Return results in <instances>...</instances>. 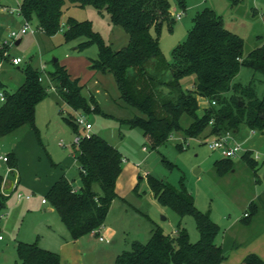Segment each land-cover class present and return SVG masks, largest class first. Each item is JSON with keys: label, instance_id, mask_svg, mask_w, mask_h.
I'll use <instances>...</instances> for the list:
<instances>
[{"label": "rangeland", "instance_id": "1", "mask_svg": "<svg viewBox=\"0 0 264 264\" xmlns=\"http://www.w3.org/2000/svg\"><path fill=\"white\" fill-rule=\"evenodd\" d=\"M170 1L172 14L182 11L183 15L180 20L174 17L173 29L164 23L159 35L167 62L173 61L174 48L187 40L197 13L207 7L223 19L228 29L244 39L246 53L264 41V0H240L235 4L232 0H186L184 8L178 6L177 0ZM69 17L91 21L94 30L114 50L129 43L128 32L114 24L108 13H100L92 6L80 7L70 3L64 8L61 29L53 36L27 33L22 36L20 44L14 42L10 46L2 43L9 39L7 33L0 37L1 55L5 56L8 51L11 54L5 63L4 79L9 74L16 75L8 84L10 91L16 90L23 82L24 69L29 65L39 69L46 65L43 81L55 87L50 72H53L57 60L66 66L73 78H79L81 84L87 85L84 95H93L101 108V113L73 111L56 90L51 89L37 105L38 132L24 127L0 137V155L14 156L18 164L10 172L13 162L0 161V175L4 178L2 194L8 193L5 205L0 209V264L21 263L18 241L37 242L45 249L62 253L64 264L73 263L76 254L83 258V264H88L85 259L88 254L95 256L93 264H115L117 255L129 250L134 242L146 243L156 224L171 233L180 223L187 229L191 241L197 242L200 234L194 215L181 216L173 207L160 203L148 185V175L163 179L179 192L186 188L199 210L208 213L221 226L217 242L228 257L224 264H246L244 259L249 254H256L264 260V140H259L257 132L252 133L246 126L237 131L243 140L234 134L244 148L253 151L254 158L259 155L257 174L239 157L234 159L232 168H226L220 175L215 162L223 156L205 143L213 136L185 139L178 132L161 146L153 148L152 140L143 129L122 122L141 113L121 98L114 75L97 72L92 78L94 72L89 69L90 60L98 58V44L81 47L85 37L71 41L65 39ZM16 55L23 58L19 65H13L11 61ZM235 81L243 86L253 81L259 97L264 94V76L250 67H243ZM193 83L194 76L182 81L184 89L192 88ZM162 89L166 90L165 87ZM200 102L201 110L209 106L206 99ZM2 103L0 100V105ZM60 109L64 111L60 112ZM81 114L92 124V133L106 138L122 152L124 162L117 179V197L105 224L98 233H88L74 240L51 203L43 204L42 199L47 197L48 180L63 169L69 170L68 175L75 177L79 184L73 143L78 134L86 132L81 125L79 133L75 132L64 117L70 116L76 121ZM188 123V118L184 117L183 124ZM181 144L183 148L179 147ZM137 186L138 192L135 191ZM20 193L24 198L19 197ZM26 196L32 198L28 200ZM252 200L258 204L259 211L246 222L243 218ZM50 207L51 210H47ZM99 236H104L105 240H100Z\"/></svg>", "mask_w": 264, "mask_h": 264}, {"label": "trees", "instance_id": "2", "mask_svg": "<svg viewBox=\"0 0 264 264\" xmlns=\"http://www.w3.org/2000/svg\"><path fill=\"white\" fill-rule=\"evenodd\" d=\"M232 1L235 4L240 0ZM185 2L177 0L180 8L185 7ZM69 3L92 6L100 13H108L114 24L128 32V45L114 50L94 30L91 21L69 17L64 36L67 41L85 37L81 47L98 44V58L90 60L89 69L94 75L97 72L114 75L121 98L141 113L122 122L143 129L152 140L153 148L178 132L185 139L220 136L228 131L235 133L241 126L264 133V94L259 97L253 81L246 86L235 81L243 67L264 76V42L246 53L244 39L228 29L223 19L207 7L197 13L187 40L174 48L173 61L167 62L159 35L166 22L173 29L175 19L170 0H22L20 15L23 20L35 23L45 35L53 36L61 29L64 8ZM1 53L0 67L11 58L10 51L5 56ZM24 73L23 82L14 91L4 88L0 81L6 92V100L0 105V137L24 127L38 132L37 105L48 96L51 84L40 80L43 73L37 67L29 65ZM193 76L192 88L184 89L183 79ZM50 77L61 100L73 111L101 113L95 97L84 95L86 85L81 84L79 78H73L66 66L54 61ZM201 99L209 102L203 110ZM184 117L188 118V125L183 124ZM64 119L79 133L76 121L70 116ZM75 146L79 184L62 175L46 197L74 240L88 233H98L105 224L117 197L116 184L124 162L122 152L95 133ZM9 158L8 161L13 162L11 168L16 167V158ZM241 158L257 172L258 163L250 151ZM234 164V159L226 157L215 162L220 175ZM147 180L160 203L173 207L181 216L194 215L200 238L192 242L180 223L171 233L156 224L146 243L134 242L129 250L117 255L115 264H224L227 256L217 242L221 226L208 213L199 210L193 195L186 188L181 192L175 190L163 179L148 175ZM3 181L0 175V209L8 197L2 194ZM247 210L243 220L249 222L259 211L255 200ZM17 252L20 264H62L59 253L37 242L18 241ZM244 262L264 264L256 254L247 255Z\"/></svg>", "mask_w": 264, "mask_h": 264}, {"label": "built area", "instance_id": "3", "mask_svg": "<svg viewBox=\"0 0 264 264\" xmlns=\"http://www.w3.org/2000/svg\"><path fill=\"white\" fill-rule=\"evenodd\" d=\"M14 11V10H10ZM16 11L20 14V6L16 9ZM183 12L179 11L177 14L173 15L176 19L180 20L182 18ZM43 33L40 28L36 27L31 23L29 20L24 19L23 22L19 25V27H14L9 31L8 34V40H5L2 42L5 45L10 46V44H13L16 42L20 37L27 33ZM10 42V43H9ZM12 63L14 65H19L23 62V58L20 56H13L11 59ZM42 73L46 72V65H43L40 69ZM40 80H43V74L40 77ZM51 89L56 90L55 87L51 86ZM0 100L4 102L6 100V92L5 90L0 86ZM215 104V102H213ZM77 124L79 126H83L85 130L84 135L78 134V136L75 138L73 145H78L80 141L85 137V138H90L93 133H92V124L89 122L88 119L84 115H79L76 119ZM253 131V130H252ZM211 149L218 150L222 154L223 157L226 158H232L236 159L241 157L244 153L249 151V149H246L243 147L242 142H240L238 139L235 138L234 133L232 131H228L223 135L220 136H213L212 140L206 141ZM61 145H64L63 142H61ZM259 158V155H255V160ZM9 160V157L0 155V161H5L7 162ZM9 170L11 171L12 168L10 167ZM6 194V193H5ZM19 197H24L23 194H19ZM27 198H30L31 196H26ZM43 202H47V200L44 198ZM1 238V236H0ZM100 240H105L104 236H99Z\"/></svg>", "mask_w": 264, "mask_h": 264}, {"label": "crops", "instance_id": "4", "mask_svg": "<svg viewBox=\"0 0 264 264\" xmlns=\"http://www.w3.org/2000/svg\"><path fill=\"white\" fill-rule=\"evenodd\" d=\"M21 2H22V0H18V1H16L15 0V2L13 3L11 0H0V17H1V19H2V21H1V23H0V37L1 36H4V34H9V31L12 29V28H14V27H18L22 22H23V17L16 11V9L20 6V4H21ZM10 10H14V11H10ZM21 38V41H22V37H20ZM264 42V41H263ZM21 43V42H20ZM15 44H16V42H15ZM16 56H18V55H16ZM2 59H1V57H0V61H1ZM6 62H8V61H4L3 63H2V65H1V67H0V81H2L3 83H4V88H8V84H9V82H11L12 80H15V78H16V75L15 74H9V76L6 78V79H4V72H5V63ZM12 64V63H11ZM14 65V64H13ZM96 75V74H95ZM95 75H93L92 76V78L95 76ZM80 82H81V79H80ZM87 83H89V82H87ZM87 86V85H86ZM85 86V87H86ZM201 103V102H200ZM252 131V130H251ZM257 132V133H256ZM258 132L259 131H252V133H256L257 135H259L260 137H259V140L260 139H263L264 140V133H262V132H259V134H258ZM234 134H236V136H237V138H239L240 140H243V137H242V135L240 134V132H235ZM238 139V140H239ZM145 150H146V148H144ZM249 151L252 153V157L254 156V154H253V151L251 150V149H249ZM74 152V151H73ZM254 158V157H253ZM257 161V163H259L258 162V160H256ZM53 165H55V163L53 164ZM78 165V164H77ZM76 165V166H77ZM257 166H258V164H257ZM18 167V164H17V166H16V168ZM12 170H14V168H12ZM12 170L10 171V172H12ZM68 171L69 170H62V172L60 173V174H58V175H54L53 177H51L49 180H48V182H47V189H46V191H48L50 188H51V186L62 176V175H66V176H68L70 179L72 178V179H75V181H74V183L76 184V185H78L77 184V180H76V178L75 177H70L68 174ZM256 174H257V172H255ZM141 179H143L142 178V176H141ZM3 186H4V181H3ZM2 186V187H3ZM137 192H138V190H137ZM5 195H8V193H6ZM24 198V197H23ZM26 199H31L32 198V196L30 197V198H27V197H25ZM44 199V198H43ZM43 199H42V203L43 204H48V201L47 202H43ZM53 209V208H52ZM47 210H51V207L49 208V209H47ZM246 213V212H245ZM60 256H61V263L62 264H64V260H65V257H64V255L61 253L60 254ZM227 256V255H226ZM87 258H88V260H87ZM228 258V257H227ZM86 259V262L88 263V264H93L94 262H95V256L94 255H90V254H88L87 255V257L85 258ZM83 258L79 255V254H76V257L74 258V262L73 263H70V264H83ZM226 261V260H225Z\"/></svg>", "mask_w": 264, "mask_h": 264}, {"label": "water", "instance_id": "5", "mask_svg": "<svg viewBox=\"0 0 264 264\" xmlns=\"http://www.w3.org/2000/svg\"><path fill=\"white\" fill-rule=\"evenodd\" d=\"M19 27V26H18ZM17 27V28H18ZM20 42H21V38H19L17 41H16V44L18 45V44H20ZM55 61H57V60H55ZM2 206V198L0 197V207ZM87 260H88V258H87ZM89 261V260H88Z\"/></svg>", "mask_w": 264, "mask_h": 264}]
</instances>
